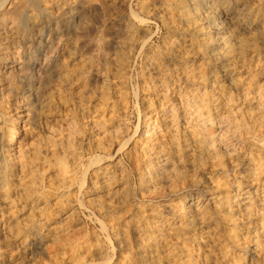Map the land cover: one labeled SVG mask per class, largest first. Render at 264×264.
Here are the masks:
<instances>
[{
  "label": "bare ground",
  "instance_id": "1",
  "mask_svg": "<svg viewBox=\"0 0 264 264\" xmlns=\"http://www.w3.org/2000/svg\"><path fill=\"white\" fill-rule=\"evenodd\" d=\"M48 24L94 32L37 113L16 73ZM0 50V256L39 226L48 264H264V0H0Z\"/></svg>",
  "mask_w": 264,
  "mask_h": 264
},
{
  "label": "rangeland",
  "instance_id": "2",
  "mask_svg": "<svg viewBox=\"0 0 264 264\" xmlns=\"http://www.w3.org/2000/svg\"><path fill=\"white\" fill-rule=\"evenodd\" d=\"M49 25L50 24L46 26L47 28L43 29L42 31L43 35L41 36V38H39L38 35L36 34L38 32V28L36 29L37 30L36 33L30 32L28 28H27L28 30L23 29V35L25 36L24 40H26V42L28 43L30 42L28 46L31 45L32 49L31 50L27 49L28 52H24L22 54V58L24 59V61H28V62H26L25 66L23 65L24 67L18 70L16 73V78L18 79L19 84L25 87L24 93L22 95L23 99L26 98V104L29 105L35 111H37V113L40 111V108H41L40 106H42V103L44 99L46 98V96L54 89V87L57 84V82L54 80H51L49 83H46L47 70L53 65V63L58 58H61V57L63 58L65 56L64 51L66 47H68V50L72 52V56L79 55V54L80 55L90 54L89 41L94 32L93 30H92L93 32L92 31L83 32V31L76 30L73 33L74 42L72 43L73 45H72V48L70 49L69 48L70 44L67 45L65 42L66 36L65 35L62 36V34H58L57 30L54 29L55 28L54 25H51V26ZM37 41L39 43H37ZM12 56L13 55H10V54L6 55V52H2L0 50V72L1 73H2L1 70H3L4 67L12 64V59H10V57ZM25 56L26 58H24ZM132 67H135L134 69L132 68L133 81L135 83L136 81H138L139 72L141 70V65H136L134 63ZM128 117H129V121L132 120L134 124L137 123L138 116H137L136 107L133 106L131 108ZM0 151H1L0 156L4 157L6 154V151L2 146H0ZM90 158L91 157L89 155H86L85 164L89 163ZM1 163H2V160H0V193L4 192L8 188L7 186L9 185L6 179L3 180V178H6V176H3L4 170L1 171V167H2ZM2 181H4L5 183ZM0 202H1L0 203V216H2L5 213V209H4V205L2 204L1 199H0ZM18 206H19L18 208H22V204ZM49 211L50 210L48 209V212ZM93 214H94L93 212H91L90 210H86V209L79 211V213H77L75 216V219L79 225V229L77 230V232H75V234L73 232H71V234H73V236L77 238V240L83 239L88 242H95V240L97 241L98 239L103 244L105 242L106 237L100 230V224L97 220L98 217L96 219V215L95 214L93 215ZM23 222L25 223V221ZM2 229H3V224L0 222V252L1 250L2 251L6 250L5 237L3 235ZM41 230L42 228H40L39 226L37 227L35 226L33 229H31V231L29 232L30 234L28 233L29 235L27 238L28 251L25 254L20 253L18 256L19 259L16 261V263L15 261L10 263L11 262L10 256H8V254H3L2 256H0L1 257L0 264H14V263L20 264L21 261H22L21 264H36L38 262L41 264L50 263L51 253L56 248L57 245H55L56 242L50 241L47 239L46 231L44 230L41 231ZM93 236H95L96 238ZM91 237L94 239L92 240ZM106 247L107 246L105 245V248ZM15 252L17 253L16 250L14 251V253Z\"/></svg>",
  "mask_w": 264,
  "mask_h": 264
}]
</instances>
